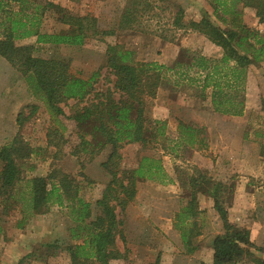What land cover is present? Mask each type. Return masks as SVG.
Masks as SVG:
<instances>
[{"label": "rangeland", "instance_id": "obj_1", "mask_svg": "<svg viewBox=\"0 0 264 264\" xmlns=\"http://www.w3.org/2000/svg\"><path fill=\"white\" fill-rule=\"evenodd\" d=\"M37 1L41 4L50 3L44 12L41 32L70 29L71 26L64 20L69 16H86L88 19H95L101 29H116L114 35L91 37L83 45L40 44L34 52L35 56L68 61L69 71L77 77L90 78L98 73L94 80L97 90L112 88L115 81L114 74L107 67L109 44L119 43L135 51V57L140 62L164 63L161 61L164 58L169 60L167 64H172L186 47L206 53L213 52L200 33L191 28L173 29L169 22L175 16L178 5L185 8V17L191 19L199 17V2L202 4L201 9L211 12L216 0H169L166 2L170 6L168 9H158L159 17L150 18V30L146 26L142 31L117 28L128 0ZM253 11L255 10L248 9L246 16H252ZM227 15L230 17L231 14ZM158 19L161 20L160 23H157ZM36 38L34 36L20 40L17 44L35 42ZM251 75L255 87H259L255 98L262 102L263 109L251 115L249 130L244 132L243 137L236 136L231 131L209 132L210 129H204L207 138V147L204 149L177 143V126L180 120L189 122L191 119L190 123L200 126V123L193 120L195 111L199 109V104L193 103L194 98H191L197 94L193 87L184 85L180 90L174 86L173 79L167 76L159 81L157 96L146 97L144 115L150 141L146 146L133 142L124 143L119 149L121 157L118 166L121 170L132 169L142 155L154 156L162 160L172 182L162 184L148 179L137 180L135 198L125 210L117 208L123 233L118 237L116 245L123 256L112 259L109 264L212 262V242L224 231L211 195L214 181H221L226 185L222 196L226 201L230 220V213L234 210V217L243 218L239 223L256 220L264 225V86L262 74L258 70H253ZM75 102L69 100L68 104H63L67 114ZM33 106L38 107L34 113L31 112ZM157 108L160 112L164 109L169 117L155 119L154 112H159ZM20 112L27 116L22 126L17 123ZM158 121L166 123L164 136L157 132L160 126ZM61 124L65 128L60 132L64 139H60L57 132L49 139V130L56 129ZM75 128L74 122L69 120L57 123L43 102L31 91L25 76L0 55V148L10 143L14 135L20 134L30 152L29 157L20 161L23 177L15 188L17 196L11 199L10 209L2 213L0 205V264H17L32 251L35 255L27 259L25 264H72L66 249L67 244L75 242L70 239V228L76 225L69 215L71 210L51 204L49 208L36 212L25 209L24 201L28 198L25 194L28 180L34 176L48 177L58 168L78 184L80 194L92 203L94 215L97 214L95 202L101 196L104 186L112 179L111 173L104 166L112 148L106 146L94 156L88 152L73 154V149L80 143L81 133L92 141L88 126L81 132ZM2 167L0 159V170ZM200 175H204L211 183L199 181ZM1 197L2 194L0 199ZM189 206H193V215L185 218L181 214ZM238 207L240 210L235 211ZM189 228L195 231L191 242L196 250L192 253L188 252L181 235L183 229ZM260 232H263L261 235L264 238V228ZM47 242H56L58 248L47 249L44 244ZM252 251L258 260L264 259V252L254 248ZM258 260L248 256L235 264H259L256 262Z\"/></svg>", "mask_w": 264, "mask_h": 264}, {"label": "trees", "instance_id": "obj_2", "mask_svg": "<svg viewBox=\"0 0 264 264\" xmlns=\"http://www.w3.org/2000/svg\"><path fill=\"white\" fill-rule=\"evenodd\" d=\"M167 1L169 0H128L120 16L118 30L142 31L146 26V29L150 30V18L159 17L158 9H168L170 6L166 4ZM215 3V13L221 10L231 15H234L236 5L241 3L244 8L255 9L259 23H264V0H216ZM49 6L50 3L41 4L37 0H0V55L25 76L31 91L43 102L57 123L72 121L75 129L80 132L86 126L89 127L92 141L81 133L80 143L73 149V154L88 152L94 156L106 146H111L112 151L104 166L111 173L112 179L104 186L101 196L95 202L98 209L95 215L92 203L80 194L78 184L58 168L48 177L34 176L28 180L25 209L38 212L49 208L51 204L69 208V215L76 223L70 228V239L75 242L66 246L72 264H109L112 259L123 256L116 245L118 237L123 233L117 208L125 210L135 198L137 180L148 179L162 184L172 182V177L162 160L154 156L142 155L132 169L121 170L118 166L121 157L119 149L124 143L133 142L146 146L150 141L144 115L146 97H156L160 88L159 81L167 76L173 79L177 88L184 85L196 88L199 96H204L205 89L214 84L217 88L213 96L216 110L224 114L241 115L244 109L243 99L236 101L235 96H232L231 100H235L224 108L218 105L216 97H220L222 87L228 86L230 78L236 83L240 80L241 74L237 73L240 68L264 60V36L244 24L237 29H224L206 15L200 21L185 20L184 7L178 5L169 25L174 27L173 29L191 28L205 35L223 48L222 57L211 58L186 47L172 64L140 62L135 57V51L119 43L109 44L107 67L114 74L115 81L112 88L97 90L94 80L98 73L90 78L77 77L69 71L68 61L35 56L34 52L40 44L83 45L91 37L114 35L116 29H101L95 19H88L86 16H69L64 20L71 26L70 29L52 33L41 32L44 12ZM160 22L158 19L157 23ZM34 36L37 37L35 42L17 44L20 40ZM231 61L235 62L236 68L229 73L227 66ZM69 100L76 102L71 105L67 114L63 104H68ZM37 109V106H33L31 112L34 113ZM26 117L23 112L19 113V126L24 124ZM157 123L160 124L157 128L158 134L164 136L165 121ZM177 127V143L200 149L207 147L204 127L182 120ZM63 130V124L56 129L52 128L48 132V138H52V134L57 132L60 139H64L63 134H60ZM29 155L28 147L20 134L14 135L10 143L0 148V159L3 162L0 170L2 213L10 209L11 199L17 196L15 188L23 177L20 161ZM199 179L201 182H210L204 175H200ZM196 182L198 183V180ZM212 184L214 208L223 222L224 231L212 242V262L201 261L199 264H235L248 256L258 260L252 248L264 252V247H258L251 242L249 228L229 219L228 207L222 196L226 185L221 181H214ZM192 209L193 206L186 207L181 215L190 218L193 215ZM194 232V229L189 228L183 229L181 234L189 253L196 250L191 242ZM44 244L49 250L58 248L56 242ZM34 255V251L30 252L17 264H25L27 259ZM256 262L264 264V259Z\"/></svg>", "mask_w": 264, "mask_h": 264}, {"label": "crops", "instance_id": "obj_3", "mask_svg": "<svg viewBox=\"0 0 264 264\" xmlns=\"http://www.w3.org/2000/svg\"><path fill=\"white\" fill-rule=\"evenodd\" d=\"M200 1V0H199ZM196 3V1H195ZM196 5V4H195ZM199 9V17H192L194 21H200L204 15L209 16L210 19L218 26L226 29V28H236L240 26L241 24H244L248 28L255 29L259 31L261 35L264 36V23H259V19L256 15V10L253 8L249 7H243L242 4L240 3L238 6L234 9H236L234 15H227L229 13L223 14L221 10H218L217 13L213 11L208 12L207 9L203 10L202 4H200ZM185 9V8H184ZM248 9H253L252 16L248 17L246 16L247 14L245 13ZM186 14V12H185ZM188 19L185 17V20ZM190 20V19H188ZM206 38L207 45L213 49V52L206 53L202 50L199 49H194V51L199 52L202 55L211 57V58H216L219 59L222 57L224 51L223 48L216 43L212 42L209 40L205 35L201 34ZM3 59V58H1ZM164 64L168 63V59H161ZM235 62L231 61L230 64L227 66L228 71H234L235 67ZM253 70H258L262 75V84L264 86V60L261 61L258 64H249L240 70L237 73L241 74L240 80L236 83L233 81L232 78L229 80V84L224 85L222 94L220 97H216V100H218V105L221 107H226L228 106L229 102L232 100L239 101V99H243L244 101V109L243 113L241 115H230V114H224L221 113L220 111L216 110L215 101H213V96L214 92L217 90L215 88L214 84H212L210 87L205 89L204 96H199L197 93V89H195V92L197 93L193 99V103L199 104V109L195 111V119H193L195 122L200 123L201 127H205L210 129L209 132H233L236 136L239 135L243 137L244 132H247L249 130V123L251 120V115L253 113H259L263 109L262 102L255 98L256 97V90L259 89L258 85H254L252 81V71ZM180 90H182V87H179ZM264 91V89H263ZM232 96H235V99H232ZM156 100V99H154ZM153 100V101H154ZM223 108V109H224ZM159 112H154V117L155 119H167L169 117V114L165 113L164 109L160 110L157 108ZM150 112V111H149ZM264 115V112H262ZM186 123H190L191 119H189V122L183 120ZM231 122V123H230ZM230 123V124H229ZM240 210L238 207L235 211ZM231 215V221L240 225H244L247 228L250 229L251 231V242H254L256 245H262L264 246V241H262L264 238L261 235L262 233L260 232L261 228H264V225L262 223H257L256 220L250 221L245 223V221L241 224V220L243 221V218L241 217H234L235 212L230 213ZM256 221V222H255ZM260 232V233H259ZM261 243V244H259Z\"/></svg>", "mask_w": 264, "mask_h": 264}]
</instances>
